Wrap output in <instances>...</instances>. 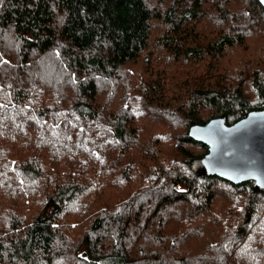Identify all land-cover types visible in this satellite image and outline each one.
<instances>
[{
  "label": "trees",
  "instance_id": "obj_1",
  "mask_svg": "<svg viewBox=\"0 0 264 264\" xmlns=\"http://www.w3.org/2000/svg\"><path fill=\"white\" fill-rule=\"evenodd\" d=\"M260 109L258 0H0V264H264L188 136Z\"/></svg>",
  "mask_w": 264,
  "mask_h": 264
},
{
  "label": "water",
  "instance_id": "obj_2",
  "mask_svg": "<svg viewBox=\"0 0 264 264\" xmlns=\"http://www.w3.org/2000/svg\"><path fill=\"white\" fill-rule=\"evenodd\" d=\"M264 8V0H258ZM188 136L207 150L200 165L207 175L233 184L252 181L264 190V109L252 110L231 124L223 117L192 124Z\"/></svg>",
  "mask_w": 264,
  "mask_h": 264
},
{
  "label": "rangeland",
  "instance_id": "obj_3",
  "mask_svg": "<svg viewBox=\"0 0 264 264\" xmlns=\"http://www.w3.org/2000/svg\"><path fill=\"white\" fill-rule=\"evenodd\" d=\"M201 27H202V24H201L200 22H199V23H196L195 25L191 23V28H192L193 31H194V29H195V30H198V29L201 28ZM183 28H184V27H183ZM192 30H191V31H192ZM153 31H154V30H153ZM185 32H187V31H185ZM183 34H185V33H183ZM160 35H161V34H160V31H158V32H156V33L154 34V36H157V37H160ZM152 44H154V45H152V46L149 48V52H151V51L153 52V51L156 49V47H157V46H155V44H157L156 40H153V41H152ZM157 52H158V51H157ZM157 52H156V53H157ZM156 53H155V54H156Z\"/></svg>",
  "mask_w": 264,
  "mask_h": 264
},
{
  "label": "snow or ice",
  "instance_id": "obj_4",
  "mask_svg": "<svg viewBox=\"0 0 264 264\" xmlns=\"http://www.w3.org/2000/svg\"><path fill=\"white\" fill-rule=\"evenodd\" d=\"M22 183H23V181H21ZM183 189H181V191H182ZM225 247H227V245H225Z\"/></svg>",
  "mask_w": 264,
  "mask_h": 264
}]
</instances>
